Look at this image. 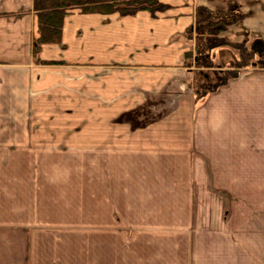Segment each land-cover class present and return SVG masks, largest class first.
I'll list each match as a JSON object with an SVG mask.
<instances>
[{"label": "crops", "instance_id": "crops-1", "mask_svg": "<svg viewBox=\"0 0 264 264\" xmlns=\"http://www.w3.org/2000/svg\"><path fill=\"white\" fill-rule=\"evenodd\" d=\"M163 1L74 9L35 57L33 0H0V264H264V69L198 99L185 59L198 5L264 56V0Z\"/></svg>", "mask_w": 264, "mask_h": 264}, {"label": "trees", "instance_id": "trees-1", "mask_svg": "<svg viewBox=\"0 0 264 264\" xmlns=\"http://www.w3.org/2000/svg\"><path fill=\"white\" fill-rule=\"evenodd\" d=\"M169 7L170 5L163 0H33L32 9L37 17L38 33L32 43L33 55L37 56L41 45L59 41L64 17L74 9H78L82 13H118L124 16L139 11H148L155 15L166 11ZM243 17L244 14L239 11L211 10L205 6H196L194 24L187 33L189 37L194 38V50L186 52L185 59L194 58V63L198 67L212 69L216 67L212 60L213 50L224 45L236 44L227 41L221 36V33ZM254 63L255 67L264 69V56L258 58ZM235 66L245 67L247 64H235L226 68L225 71H217L215 83L210 86L199 84L196 89L197 98L204 97L208 92L226 84L229 79L237 77ZM207 87L208 89H206Z\"/></svg>", "mask_w": 264, "mask_h": 264}, {"label": "rangeland", "instance_id": "rangeland-1", "mask_svg": "<svg viewBox=\"0 0 264 264\" xmlns=\"http://www.w3.org/2000/svg\"><path fill=\"white\" fill-rule=\"evenodd\" d=\"M233 11H237V10H233ZM239 12H241V11H239ZM241 13H243V12H241ZM243 14L245 17V13H243ZM242 20L243 19H241L240 21H238L237 23H235L233 25L238 24ZM230 27H228V28H230ZM225 31H223V32H225ZM188 38L192 39L194 41V38L189 37V35H188ZM226 40L229 41L228 39H226ZM229 42L233 43L232 41H229ZM194 43H195V41H194ZM235 43L236 44H233V45L232 44L226 45V46L224 45V46L215 48L213 50L212 60L214 59L215 52L217 54L216 60L215 61L213 60V63L216 64V67H214L213 69L202 67L203 70L202 69L201 70L203 73H201L199 76H197L196 81H195V88L196 89H197V87H199V84H201V83L209 85V86L211 84L215 83L216 72L219 70L225 71L226 68H229V66L235 65V64L236 65L247 64V66H251V63H254L259 58V57L256 58V56L253 54V51H251L243 42H235ZM240 43H242V44H240ZM235 69H236L235 72H237L238 75H240L243 71H245V70H242L243 67H236ZM217 75H219V74H217ZM206 89H208V87Z\"/></svg>", "mask_w": 264, "mask_h": 264}]
</instances>
